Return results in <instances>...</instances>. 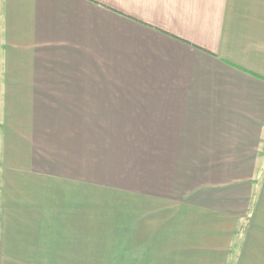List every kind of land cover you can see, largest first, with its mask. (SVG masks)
I'll use <instances>...</instances> for the list:
<instances>
[{
    "label": "crops",
    "instance_id": "1",
    "mask_svg": "<svg viewBox=\"0 0 264 264\" xmlns=\"http://www.w3.org/2000/svg\"><path fill=\"white\" fill-rule=\"evenodd\" d=\"M99 249L264 264V0H0V264Z\"/></svg>",
    "mask_w": 264,
    "mask_h": 264
},
{
    "label": "rangeland",
    "instance_id": "2",
    "mask_svg": "<svg viewBox=\"0 0 264 264\" xmlns=\"http://www.w3.org/2000/svg\"><path fill=\"white\" fill-rule=\"evenodd\" d=\"M109 245H111V243H100L99 247H102V246L103 247L104 246L109 247ZM108 251H110V250H108V249H104V250L99 249V252H98L99 255H98L97 259H93V260H90V261H92L94 263H98V264H109L110 262H113V261H109L108 260V255L109 256L112 255L113 252H108ZM86 262H88V261H84V263H86Z\"/></svg>",
    "mask_w": 264,
    "mask_h": 264
}]
</instances>
